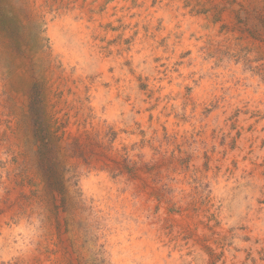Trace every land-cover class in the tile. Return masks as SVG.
Returning a JSON list of instances; mask_svg holds the SVG:
<instances>
[{
  "label": "rangeland",
  "instance_id": "obj_1",
  "mask_svg": "<svg viewBox=\"0 0 264 264\" xmlns=\"http://www.w3.org/2000/svg\"><path fill=\"white\" fill-rule=\"evenodd\" d=\"M0 264H264V0H0Z\"/></svg>",
  "mask_w": 264,
  "mask_h": 264
}]
</instances>
